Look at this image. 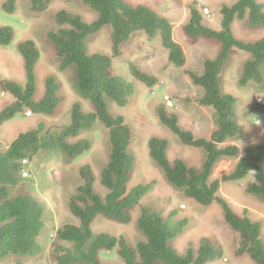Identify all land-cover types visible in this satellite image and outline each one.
Wrapping results in <instances>:
<instances>
[{"label": "trees", "instance_id": "16d2710c", "mask_svg": "<svg viewBox=\"0 0 264 264\" xmlns=\"http://www.w3.org/2000/svg\"><path fill=\"white\" fill-rule=\"evenodd\" d=\"M16 1L7 0L3 10L13 13ZM28 1L31 10L36 13H44L53 2ZM82 2L97 14V19L90 24L79 15L59 11L54 16L56 29L49 32L47 37L60 60V70L76 67L80 93L92 105L93 112L85 113L81 104L77 103L72 107L68 125L48 128L40 123L34 130L20 133L5 151H0V259L13 256L18 264H23V259L37 257L43 251L39 239L46 227L45 208L30 194L11 196V190L21 184L27 167L41 154L60 152L70 160L88 154L91 143L78 138L100 122L109 132L111 146L109 162L101 174V185L107 194L102 197L96 193L91 166L81 168L82 185L70 201L71 213L80 221V225L67 224L57 230L58 243L54 244L52 260L56 264H102L100 253L116 248H119L121 264H212L223 260L224 249L209 238L201 239L197 252L189 247L186 255H180L172 242L184 234L188 221L185 219L171 229L157 210L147 207L141 208L138 219V226L146 240L135 248L129 247L123 237L93 233L92 224L100 215L120 224H130L132 212L152 190V184L138 185L133 189L128 187L136 165L130 151L132 130L124 117L109 112L108 101L120 108L127 107L135 96V87L126 77L115 74L113 60L121 57L123 46L140 34L150 41L159 38L173 67L183 69L187 58L181 45L174 40L172 23L152 8L133 6L125 0ZM220 13L221 30L216 31L205 25L203 15L192 5L184 27L190 39H207L220 46L217 56L204 63L202 74L186 72L192 84L203 91L198 100L199 106L211 109L216 114L217 129L208 139L196 138L192 132L181 127L178 115L168 110L164 103L156 108L160 123L184 146L206 152L202 169L190 167L182 159L171 162L166 139L151 138L148 153L169 184L182 190L188 199L204 207L216 203L222 208L225 221L239 235L237 256H248L256 264H264L262 224L252 221L247 210L244 216L238 215L226 200L219 197L222 183L241 182L249 176L253 182L247 187V192L264 197V142L240 155L238 146L232 144L242 131L235 111L237 100L223 92L221 83L233 50L250 56L244 65L240 86L245 88L251 83H264V38L245 42L238 39L233 31L236 21L247 20L253 29L264 27V6L259 0H236L232 5H223ZM105 28H109L111 56L90 54L89 38ZM13 37L14 32L10 27H0V47L9 46ZM18 51L24 60L26 81L21 85L11 80H0L1 91L14 99L11 105L0 111V128L26 112L54 116L64 101L60 95L61 86L53 77L47 78L44 96L36 101V67L40 61V51L31 40L21 43ZM129 71L133 79L149 88L159 83L158 78L140 70L133 62H129ZM251 113L263 116L264 101L255 103ZM224 158L237 159L238 162L231 173L222 179L212 180L215 166Z\"/></svg>", "mask_w": 264, "mask_h": 264}, {"label": "rangeland", "instance_id": "374dc122", "mask_svg": "<svg viewBox=\"0 0 264 264\" xmlns=\"http://www.w3.org/2000/svg\"><path fill=\"white\" fill-rule=\"evenodd\" d=\"M6 1L0 0V27H10L14 37L9 46L0 47V80L25 84L24 60L18 46L31 40L41 54L36 67V101L43 98L49 77L55 78L61 86L60 95L64 101L54 116L26 112L4 124L0 128V151H5L20 133L34 130L40 123H44L48 128L68 125L72 107L77 103L81 104L85 113L93 112L92 105L80 93L76 67L71 66L66 71L60 70V60L47 34L56 29L54 16L62 10L79 15L90 24L97 19V14L82 0H53L50 8L44 13L33 12L28 0H17L13 13H8L3 10ZM125 1L133 6L146 5L168 18L174 26V40L183 48L187 63L183 69L173 67L160 39L150 41L142 34L124 45L122 56L113 60L115 74L126 77L135 87V96L127 107L120 108L108 101L109 112L114 116L124 117L132 130L130 151L135 157L136 165L128 187L133 189L138 185L152 184V190L132 212L130 224H120L112 218L100 215L92 224V231L95 235L107 233L117 238L123 237L129 247L135 248L138 243L146 240L138 226V219L141 208L147 207L157 210L171 229L185 219L188 221L184 234L172 242L180 255H186L189 247L197 252L201 239L209 238L224 249L223 260L212 264H256L248 256H237L239 235L225 221L222 208L216 203L204 207L188 199L182 190L169 184L148 153V142L151 138L166 139L169 143L168 158L171 162L182 159L190 167L202 169L206 152L203 149L184 146L160 123L156 108L164 103L168 110L178 115L181 127L192 132L196 138L208 139L217 129L216 114L211 109L199 106L198 100L203 91L192 84L186 72L202 74L204 63L217 56L220 46L217 42L207 39H190L186 36L184 27L189 20L190 7L195 5L203 15L205 25L216 31L221 30V8L223 5H232L236 0ZM259 2L264 6V0ZM233 31L238 39L245 42L264 38V27L253 29L247 20L236 21ZM88 47L90 54L111 56L109 28L90 37ZM249 59L247 54L233 50L230 63L221 77L223 92L233 95L237 100L235 111L242 131L232 144L238 146L241 156L246 150L256 148L264 142V115L255 116L251 113L255 103L264 101V83H251L245 88L239 84L244 65ZM129 62L158 78V85L149 88L133 79ZM13 102V97L0 89V111ZM78 140L91 143L92 148L88 154L75 160H70L60 152L41 154L27 167L19 187L11 190L12 197L17 193L32 195L46 211V227L39 239L43 251L37 257L23 259V264H56L51 255L54 244L58 243L57 230L67 224L80 225V221L71 213L70 201L82 185L81 168L91 166L96 193L102 197L107 194L101 185V174L111 155L108 130L102 123L97 122L91 131L84 132ZM237 162V159H221L213 170L212 180L222 179L224 175L231 173ZM251 182L253 178L249 176L241 182L222 183L219 197L226 200L238 215L244 216L247 210L252 221L261 223L264 241V197L247 192ZM100 261L102 264H121L119 248L111 252H101ZM0 264H18V260L9 256L0 259Z\"/></svg>", "mask_w": 264, "mask_h": 264}]
</instances>
